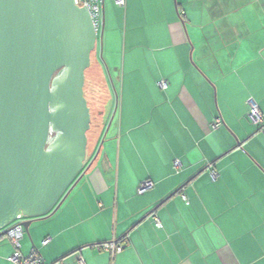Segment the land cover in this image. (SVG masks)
Masks as SVG:
<instances>
[{
    "label": "crops",
    "instance_id": "0c3cea01",
    "mask_svg": "<svg viewBox=\"0 0 264 264\" xmlns=\"http://www.w3.org/2000/svg\"><path fill=\"white\" fill-rule=\"evenodd\" d=\"M104 14L109 134L22 252L37 247L46 264H264V133L248 116L251 98L264 115V0H104ZM145 181L155 187L139 195ZM1 233L0 264H12ZM110 242L124 250L97 248Z\"/></svg>",
    "mask_w": 264,
    "mask_h": 264
},
{
    "label": "water",
    "instance_id": "95a60500",
    "mask_svg": "<svg viewBox=\"0 0 264 264\" xmlns=\"http://www.w3.org/2000/svg\"><path fill=\"white\" fill-rule=\"evenodd\" d=\"M97 48L76 0H0V231L22 213L31 238L92 166L85 85Z\"/></svg>",
    "mask_w": 264,
    "mask_h": 264
},
{
    "label": "built area",
    "instance_id": "2783aa9c",
    "mask_svg": "<svg viewBox=\"0 0 264 264\" xmlns=\"http://www.w3.org/2000/svg\"><path fill=\"white\" fill-rule=\"evenodd\" d=\"M76 3L80 6H85L89 9L91 14L94 26L96 28L97 33L99 30L104 28L105 24V14H104V0H76ZM114 4L120 8H124L126 6V0H114ZM159 86L161 89L165 90L168 87L166 81L159 82ZM248 116L252 123L255 126L259 127L260 132L264 133V115L261 112L258 104L251 98L248 100ZM223 125V121L221 118H218L213 124L214 129H218ZM176 169L181 167V162L177 160L175 162ZM211 177L214 181L218 180L219 174L217 171L210 167ZM155 187L154 183L151 181L143 182L139 189L138 194L144 195ZM184 201H187V198L183 196ZM25 218L22 213L18 215V217L4 230H2L1 236L6 237L13 246V253L8 258L9 262L12 264H46L40 250L37 247H33L28 254H24L22 252V242L25 238V227L23 226V222ZM155 224L157 227H162V224L159 219H155ZM51 242L50 238L45 239L42 244L44 246L48 245ZM98 249L110 253L112 256H115L121 253L124 250V246L119 242H110L97 246ZM77 264H86L84 260L79 258L77 260Z\"/></svg>",
    "mask_w": 264,
    "mask_h": 264
},
{
    "label": "rangeland",
    "instance_id": "374dc122",
    "mask_svg": "<svg viewBox=\"0 0 264 264\" xmlns=\"http://www.w3.org/2000/svg\"><path fill=\"white\" fill-rule=\"evenodd\" d=\"M103 45L104 44L102 39V28H101L98 32L97 57L102 67V71L105 72V77L110 78L109 70L107 68V65L103 57V48H104ZM85 94L94 116L93 130L92 133L90 134V139L93 140L97 139L100 133L102 132L103 128L106 127L102 137L100 138L99 147H101L100 145L103 139H105L106 141L107 127L109 126L112 120V116L114 114L112 112V109L114 110V103L116 99L115 90L112 89V83L110 81L108 83L104 80L101 70L98 69L95 70L92 68L89 71L88 78L86 80ZM92 154L93 152H91V148H90L88 159Z\"/></svg>",
    "mask_w": 264,
    "mask_h": 264
},
{
    "label": "trees",
    "instance_id": "16d2710c",
    "mask_svg": "<svg viewBox=\"0 0 264 264\" xmlns=\"http://www.w3.org/2000/svg\"><path fill=\"white\" fill-rule=\"evenodd\" d=\"M92 68L95 69V70H97V69L99 70V66H98V64H97V61H96V58H95V57L92 58V65H91V68H90L89 70H87V72H86V80H87V78H88V73H89V71H90ZM85 96H86V94H85ZM86 98H87V97H86ZM89 106H90V105H89ZM91 112H92V110H91ZM93 118H94V116H93V113H92V126H91V130H90L89 133H88V135H89V149L91 148V152H94V150H95V148H96V145L100 142V138L102 137L103 132H104V130H105V128H106V127L103 128L102 132L100 133V135L98 136L97 139H95V140L90 139V134L92 133V130H93V122H94ZM105 126H106V125H105Z\"/></svg>",
    "mask_w": 264,
    "mask_h": 264
}]
</instances>
